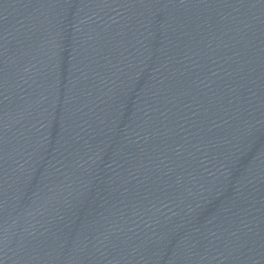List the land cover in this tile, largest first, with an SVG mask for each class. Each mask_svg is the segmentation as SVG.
I'll return each instance as SVG.
<instances>
[{
	"label": "water",
	"instance_id": "95a60500",
	"mask_svg": "<svg viewBox=\"0 0 264 264\" xmlns=\"http://www.w3.org/2000/svg\"><path fill=\"white\" fill-rule=\"evenodd\" d=\"M0 264H264V0H0Z\"/></svg>",
	"mask_w": 264,
	"mask_h": 264
}]
</instances>
